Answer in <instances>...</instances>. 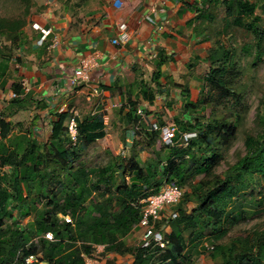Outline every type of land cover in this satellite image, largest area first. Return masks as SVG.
<instances>
[{
  "label": "trees",
  "instance_id": "16d2710c",
  "mask_svg": "<svg viewBox=\"0 0 264 264\" xmlns=\"http://www.w3.org/2000/svg\"><path fill=\"white\" fill-rule=\"evenodd\" d=\"M202 2L205 6L198 10L199 17L208 14L209 19H214L222 5L227 26L235 25L256 35L257 41L248 52L253 55L251 66L258 67L264 61V15L256 14L257 2L201 0L197 5ZM212 51L210 57L217 63L204 79L237 98V89L231 85L233 76L228 78L235 69L231 50L220 44ZM170 82L176 88L184 85L172 78ZM157 85L162 86L160 82ZM158 91L170 95L169 91ZM17 92L20 95L22 90ZM182 95L186 98L184 109L191 116L209 104L203 98L191 100L190 89ZM153 99L151 93L148 100L151 103ZM128 104L130 117L136 103L130 99ZM68 118V112L56 114L52 147L45 152L38 141L28 136L23 138L21 148L4 144L2 140L8 139L13 123L0 115V223L5 217L12 219L8 212L11 205L21 218L34 215L27 224L13 222L9 237L0 232V264L20 262L19 252L24 256L41 253L46 264H88L84 255L94 256L96 245L104 246L103 256L130 255V264H192L193 256L209 250L205 241L214 247L210 251L212 264H264V228L256 225L222 242L242 219L264 213V99L257 110V131L246 134L244 154L234 163H226L221 172L218 169L225 160L221 145L236 137L238 117L175 118V138L154 149V159L144 166L133 151L129 158L112 155L106 165L97 167L80 161L76 164L80 155L68 135ZM96 127L94 121L78 123L79 138L83 135L89 141L102 136V131H92ZM156 130L152 129L155 136L160 134ZM185 133L195 135L185 141ZM7 166L11 168L9 172L1 171ZM126 174H130L129 181ZM169 183L178 184L184 193L174 208L177 217L159 222V227H171L165 235L166 247L127 245L124 238L138 230L141 218L138 199L148 190L158 191ZM68 216L72 222L66 221ZM46 232H52L55 241L46 240ZM34 237L39 238V246L25 251ZM106 264H112V260Z\"/></svg>",
  "mask_w": 264,
  "mask_h": 264
},
{
  "label": "rangeland",
  "instance_id": "374dc122",
  "mask_svg": "<svg viewBox=\"0 0 264 264\" xmlns=\"http://www.w3.org/2000/svg\"><path fill=\"white\" fill-rule=\"evenodd\" d=\"M70 1L72 0H0V115L5 116L6 119L10 116L12 118L13 114L19 110V106L24 105V98L21 96L23 92L17 97H13L12 94H19L17 90H22L23 86L18 80L21 67L20 54L23 52V46L34 40L36 42L41 40L38 34L40 24H38L37 20L47 17L52 10L54 12L59 10L55 9L56 6L67 4ZM252 1L258 4L256 14L263 16L264 7L262 4L264 0ZM203 5L205 6L203 2L199 4L197 9L198 19L195 20L198 27L197 35L202 38L201 44L197 47L201 55H197L199 56L198 58L194 55L191 56L185 68L183 65L177 66L183 73L187 71L186 74L181 73L182 77H179L181 82H184L182 88H176L172 82L169 83V78L171 77L164 78L166 82L168 81L167 84H170V87H165L166 85L158 87L151 80L150 74L152 71H149V69L145 71L146 78L144 80L154 85L151 88L154 95L153 101L155 100V109L153 111H149L148 107H144L141 104L142 100L139 99V92L133 100L136 103V109L129 117V100L123 105L113 106L116 101L105 102L103 96L87 93L83 84L73 85L76 88L71 94H68L66 101L60 104L57 113L68 112V117L77 113L78 123L86 124L94 121L97 127L92 131L103 132L102 136L97 135L95 139L89 141L81 135L77 143H72L76 145L75 148L80 155L76 164L80 161L90 167L104 166L111 160L112 155L120 154L125 158H129L134 151L137 152V161L141 166H144L147 162L154 159L153 150L160 149L165 143L162 129L171 124H175L178 129V123L175 118L181 117L205 119L209 116H215L218 118L228 117L232 120L238 117L240 123L236 137L229 141H224L221 145L225 160L222 161L218 172L226 168V163H234L239 156L244 154L246 134L257 131V110L261 100L264 99V61L256 68L251 66L253 55L248 52V49L250 47L253 49L257 41L255 34L235 25L227 26L225 7L222 5L216 10L214 19H209L208 14L204 18L199 17L201 12L198 13V10H201ZM220 44L230 49L233 55L235 69L232 72L230 71L228 78L233 76L234 83L231 85L237 89L239 94L237 98L217 89L204 79L206 75L210 74L212 65L215 67V63H217L210 55L213 52L212 50L216 49ZM2 71H4V74ZM173 81L175 82V80ZM191 87L194 97L198 94L197 99L203 98L209 103L205 108H200L197 112L192 113V116L184 109L186 98L182 95L187 94ZM158 88L162 91H169L170 95L167 96L165 92L161 94ZM201 88H204V90L201 91ZM108 105L110 109H105ZM39 107L40 105H38V109ZM139 109L141 112L138 111ZM35 114V112L32 115H30V112H23L20 121L15 123L11 121L13 128L9 134L10 137H8L7 141L2 140V142L15 148H21L24 142L22 139H17L19 137L15 136L16 134L23 132V134L32 133L38 135L37 133L41 132L43 133L42 136H45V126H42L41 130L37 129V131L34 124L30 125L32 122L30 119H33ZM152 123H157L160 128L156 130L160 132V134L157 133V136L154 134L156 132L152 131ZM190 134L191 136L195 135V133H185V141V136ZM38 142L45 152L52 147L50 145L51 140ZM8 170H11L8 166L1 169L4 172ZM126 179L127 181L130 180V174H126ZM154 192L156 191L153 189L148 190L143 197ZM8 212L12 219L5 217L0 223V232L5 233L8 237L13 230V222L19 221L24 225L34 217L32 214L21 218V215L12 208V205L8 208ZM256 225L264 228V213L242 219L230 230L228 236L222 242H228L229 238L243 234L255 228ZM166 231L167 233L171 231L169 225L166 226ZM209 234L210 229H205V235L208 236ZM185 237L188 247L189 232L185 233ZM141 238L142 232L138 228V230L125 237L124 242H127L126 244L128 245L139 246L141 245ZM39 241L38 237L32 238V242L24 250H33V248L39 246ZM205 242L211 246L209 241ZM210 251L206 250L199 257L193 256L192 264H212L213 260ZM100 252L98 255L105 264L108 259L112 260V264H117V259L103 256ZM38 254L42 257L41 253ZM110 254L113 256V253ZM128 256H122L124 259L122 257L119 258V260H123L122 264L127 262L126 258Z\"/></svg>",
  "mask_w": 264,
  "mask_h": 264
},
{
  "label": "crops",
  "instance_id": "0c3cea01",
  "mask_svg": "<svg viewBox=\"0 0 264 264\" xmlns=\"http://www.w3.org/2000/svg\"><path fill=\"white\" fill-rule=\"evenodd\" d=\"M122 1L116 7L113 0H72L37 20L39 37L43 38L44 31L50 33L42 42L34 40L23 46L18 80L23 85L24 105L7 120L15 123L21 120L23 112H35L30 125L34 124L36 130L45 126L46 134L22 132L15 135L17 139L28 136L37 141L51 140L52 122L60 104L76 88L70 80L83 59L90 62V67L88 79L80 84L87 93L103 96L105 102L116 101L113 106L134 100L139 92L141 104L153 111L155 100L150 103L148 98L157 82L170 87L164 78L171 77L184 84L179 79L183 72L177 66L185 68L191 56L201 53L197 47L202 38L197 35L195 22L201 0ZM122 23L128 25L130 38L126 44L115 45L112 39ZM147 69L152 71L154 85L144 80ZM191 89V100L195 101L198 94L194 97ZM106 107L110 109L109 105ZM107 257L117 259V264L123 262L119 254ZM130 258L129 255L123 264H130Z\"/></svg>",
  "mask_w": 264,
  "mask_h": 264
},
{
  "label": "built area",
  "instance_id": "2783aa9c",
  "mask_svg": "<svg viewBox=\"0 0 264 264\" xmlns=\"http://www.w3.org/2000/svg\"><path fill=\"white\" fill-rule=\"evenodd\" d=\"M114 6H120L122 0H113ZM151 21V17H148ZM44 31V30H43ZM45 35L43 39L49 35L50 31H44ZM130 33L129 27L126 23L119 25L118 35L112 39V43L115 45L126 44L129 41ZM90 67V62L86 59L81 61L80 66L74 71V75L71 78L72 85H78L82 81L88 79V70ZM13 97H17V94H12ZM141 112V110H138ZM67 131L70 140L73 143L78 142V120L77 113L70 115L67 120ZM153 129H158L157 123H152ZM163 139L165 143L169 144L175 138L177 128L175 124H171L162 129ZM192 137L191 134L185 136L186 140ZM184 189L176 183L165 184L160 188V190L147 195L146 197H141L137 201V206L140 208L141 218L138 225L139 230L142 232L141 246L149 247L152 244L165 248L167 241L165 240V235L167 233L166 226L162 225L159 227V222L164 218L166 220L174 219L177 217V212L174 210L175 206L180 202L183 197ZM67 222H72L71 218L68 216L65 218ZM44 238L48 241H55V236L52 232H46ZM209 250H213V246L206 244ZM96 251L94 256H85L88 264H105L104 261L99 257V249L104 250L103 245H96ZM98 249V250H97ZM22 259L16 264H46L45 261L39 254L29 253L24 256L23 252H19L17 255V260Z\"/></svg>",
  "mask_w": 264,
  "mask_h": 264
}]
</instances>
